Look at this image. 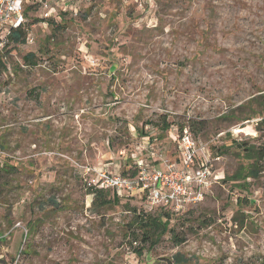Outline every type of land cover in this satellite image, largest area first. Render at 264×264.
Wrapping results in <instances>:
<instances>
[{"label":"rangeland","instance_id":"rangeland-1","mask_svg":"<svg viewBox=\"0 0 264 264\" xmlns=\"http://www.w3.org/2000/svg\"><path fill=\"white\" fill-rule=\"evenodd\" d=\"M35 1L0 42V264H264V159L253 178L242 150L264 148V0H50L58 25ZM179 125L212 183L150 246L133 208L165 209L92 208L88 180L180 164Z\"/></svg>","mask_w":264,"mask_h":264},{"label":"built area","instance_id":"built-area-1","mask_svg":"<svg viewBox=\"0 0 264 264\" xmlns=\"http://www.w3.org/2000/svg\"><path fill=\"white\" fill-rule=\"evenodd\" d=\"M36 1L40 2L41 17H49L51 1ZM23 3L24 0H0L1 43L4 42L10 28L24 22ZM177 145L180 154L178 165L167 162L164 168L140 165L132 174L95 169L88 184L98 189H110L118 196H129L132 192H137L150 209L161 207L167 209L171 215L179 214L201 201L212 179L207 165L202 164L193 168L195 158L199 151L204 150V146L199 145L186 128L178 136Z\"/></svg>","mask_w":264,"mask_h":264},{"label":"trees","instance_id":"trees-1","mask_svg":"<svg viewBox=\"0 0 264 264\" xmlns=\"http://www.w3.org/2000/svg\"><path fill=\"white\" fill-rule=\"evenodd\" d=\"M40 5L39 1H35L33 5H31V8L33 11H37L38 7ZM28 9H24V22H22L19 26L10 28L9 33L7 34L5 40L6 44L13 43V44H21L24 43L25 38L27 36V26L29 25V14ZM32 22L33 21H42L47 22L48 24H57L55 15L51 14L49 17L44 18L41 17V15L32 16ZM34 23V22H33ZM36 53L35 52H28L23 56V61L25 64L31 66L36 65ZM4 69H6V62L3 59V55L0 54V72H2ZM160 122L162 124V129L166 130L168 127H170L171 122H167L166 117H160ZM202 121H195V120H187L186 127L189 129V131L196 132L197 129H200L199 127L203 125ZM182 125H179L177 128V133L175 134V137L178 138V133L180 134L183 131ZM144 136V135H143ZM243 151H246V156L253 159V162L250 165V168L248 169L249 176L255 178L258 176L259 171L261 170L260 161L264 159V148H256L255 146H249V147H243ZM239 175V174H238ZM237 173L234 174V176H224L223 181L227 180H236L238 177ZM89 194L93 195V199L91 202V207L95 209H101L104 208L112 203H119V198L121 196H118L114 191L110 189H98L91 187L89 189ZM142 198V197H141ZM143 199V198H142ZM161 208V207H157ZM165 209V208H164ZM171 214L167 209L162 211V214H158L156 216H151L148 212H145L143 210L136 211V209L133 208V219H132V225L136 229H139L140 236L142 238V241L144 243H147L148 240H151L150 246H152V242L157 240L159 236H161L165 231L169 230V217ZM133 233V232H132ZM183 241V240H180Z\"/></svg>","mask_w":264,"mask_h":264},{"label":"crops","instance_id":"crops-1","mask_svg":"<svg viewBox=\"0 0 264 264\" xmlns=\"http://www.w3.org/2000/svg\"><path fill=\"white\" fill-rule=\"evenodd\" d=\"M153 160H155V159H153Z\"/></svg>","mask_w":264,"mask_h":264}]
</instances>
